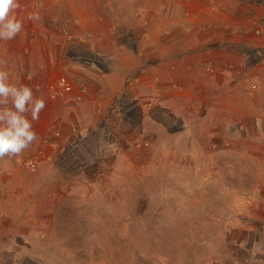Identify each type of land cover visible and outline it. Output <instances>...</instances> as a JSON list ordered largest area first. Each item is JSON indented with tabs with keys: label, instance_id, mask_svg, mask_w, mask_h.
Masks as SVG:
<instances>
[{
	"label": "rangeland",
	"instance_id": "374dc122",
	"mask_svg": "<svg viewBox=\"0 0 264 264\" xmlns=\"http://www.w3.org/2000/svg\"><path fill=\"white\" fill-rule=\"evenodd\" d=\"M46 1L51 21L32 28L47 35L32 43L28 75L10 78L45 107L37 139L0 158V264H253L264 255V0H226L238 28L218 66L201 63L192 78L165 60L146 80L127 70L139 65L136 41L159 25L167 33L193 0ZM115 63L124 92L112 101L113 75L104 78ZM86 71L103 74L99 99L85 97Z\"/></svg>",
	"mask_w": 264,
	"mask_h": 264
},
{
	"label": "crops",
	"instance_id": "0c3cea01",
	"mask_svg": "<svg viewBox=\"0 0 264 264\" xmlns=\"http://www.w3.org/2000/svg\"><path fill=\"white\" fill-rule=\"evenodd\" d=\"M38 1L39 3H32V0H18L19 7L13 14L23 21L22 31L12 40H0V60L4 62L3 64L5 65L2 67L10 73L11 80L17 78L21 80L22 76L28 75L32 67V43L40 42V38L43 39L47 35L45 33L39 35V33L35 32L36 29L32 27L39 28L43 25L47 27L48 21L46 20L50 19L51 21L52 18H49V15H45L46 12L42 13V11L52 3L47 4L46 0ZM193 2L195 10H190L187 13V17L182 21L178 19L177 22L176 20H174L175 22H168L170 29L167 33L164 31V24L159 25L158 29L162 30V32L156 30L152 36L146 35L141 37L139 42L136 41V43L142 44L141 56L139 57L140 60H138L139 65L137 66L134 60L131 61V64L127 63L128 72L133 73L137 70L143 76L142 79L146 80L152 76L154 71L158 72L159 68H164L163 64L167 60L169 62L168 66L172 71L193 78L192 71L201 69V63L204 70L207 66V69H210L209 66L212 64L214 66L217 64L218 66L219 61L213 62L217 57L220 58L223 55L227 47H230L231 41H235L231 37H235L237 34L238 25L235 20L239 16L230 7L226 8V0H193ZM33 14L38 18L29 20L28 16ZM42 20H44L43 25L40 22ZM32 22H36V24H32ZM50 26H53L51 22ZM150 33L152 34V32ZM75 41L77 43L80 42L79 39ZM11 66H13L12 69H10ZM114 66L116 68L115 72L107 73L104 78L106 79L111 74L113 75L111 79L114 89L107 91L112 101L118 99L124 92V87L119 86V80H121L119 76L123 74L124 67L117 63ZM222 68L224 67H219V69ZM214 69L216 68L214 67ZM87 73L88 71L81 74L85 77ZM116 78L117 80L115 81ZM100 79H103V74L102 76L99 74V77L94 78L85 77V82L88 81L86 98L99 99L104 93V89L101 86L102 82L98 81ZM17 176L18 174H16ZM2 241L0 239V242ZM251 263L264 264V255H259V258L254 259Z\"/></svg>",
	"mask_w": 264,
	"mask_h": 264
},
{
	"label": "clouds",
	"instance_id": "9594fccd",
	"mask_svg": "<svg viewBox=\"0 0 264 264\" xmlns=\"http://www.w3.org/2000/svg\"><path fill=\"white\" fill-rule=\"evenodd\" d=\"M18 7V0H0V40H12L22 31L23 21L13 14ZM44 107L31 87L12 83L10 73L0 67V158L21 154L37 139L33 122Z\"/></svg>",
	"mask_w": 264,
	"mask_h": 264
},
{
	"label": "built area",
	"instance_id": "2783aa9c",
	"mask_svg": "<svg viewBox=\"0 0 264 264\" xmlns=\"http://www.w3.org/2000/svg\"><path fill=\"white\" fill-rule=\"evenodd\" d=\"M57 85L59 87V93L60 94H67L69 92L72 91V85L71 83L68 81V79L64 76L60 77L58 80H57ZM25 165L27 167H30V168H33L34 167V164L31 162V161H26L25 162Z\"/></svg>",
	"mask_w": 264,
	"mask_h": 264
}]
</instances>
